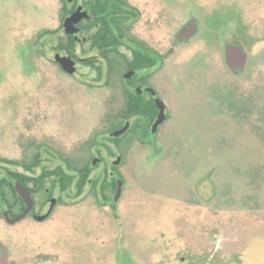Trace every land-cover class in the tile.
<instances>
[{
	"label": "rangeland",
	"instance_id": "374dc122",
	"mask_svg": "<svg viewBox=\"0 0 264 264\" xmlns=\"http://www.w3.org/2000/svg\"><path fill=\"white\" fill-rule=\"evenodd\" d=\"M173 2L180 12L166 13L167 47L189 12L198 25L191 44L166 64V102L174 113L160 131L180 144L144 146L131 130L117 146L100 135L123 156L117 213L99 206L94 215L73 185L64 193L54 188L62 202L54 219L40 225L48 242H14L5 228L7 264H264V0ZM60 6V0H0V143L13 156L19 145L30 150L31 140L38 171L63 166L62 157L85 162L86 141L108 127L106 115L124 101L118 76L106 83L83 64L70 75L54 63L55 36L39 34L57 29ZM234 42L247 51L250 67L238 75L224 52ZM98 148L104 161L91 178L109 180L105 169L116 156ZM206 199H212L207 208Z\"/></svg>",
	"mask_w": 264,
	"mask_h": 264
},
{
	"label": "flooded vegetation",
	"instance_id": "af4514ba",
	"mask_svg": "<svg viewBox=\"0 0 264 264\" xmlns=\"http://www.w3.org/2000/svg\"><path fill=\"white\" fill-rule=\"evenodd\" d=\"M173 1L60 0L59 26L54 30L45 29L39 34L40 37L46 36V38L55 36L56 44L51 46L50 53L53 54L54 63L64 73L75 74L77 65L83 64L95 72V79H104V82H106L109 77V62H112V66L120 65L123 67L125 70L121 73L120 84L123 87V91L126 92V100L130 104L129 109L131 111L129 120L125 124L128 123L130 125L128 131L134 130L136 141L139 144L154 148L158 147L159 144L164 145L165 149L180 144V142L169 140L170 138L160 131L163 123L167 119L170 120L174 113L166 102V64L181 46L191 44L192 38L196 36L198 31L197 21L189 12L190 14L188 13L185 22L174 33V38H171L172 41L168 47L166 46V13L168 12L169 17L172 15L173 18H178L180 12V10H176L177 8L174 6ZM167 2L172 6L171 10L173 11H167ZM77 9L83 13L80 20L76 23L82 38L80 40H75L73 35L64 31V21ZM193 28L194 32L189 33ZM58 29L62 30V37L58 35ZM70 36L74 39L73 47H70ZM77 43L81 47L82 57L76 53ZM204 43L206 46H211L210 40H206ZM227 44L242 46L238 42L225 43L224 52ZM242 49L247 53L243 46ZM36 50L40 53L45 52L44 48L38 46ZM56 54L71 57L75 62V72L68 73L64 71L60 64L55 61ZM248 65L247 54L243 67L233 69L228 67L238 75L250 70ZM255 69L256 67H254L253 71ZM126 73H129L128 77H125ZM112 75L117 76L116 73H111ZM123 99L125 100V97ZM160 101L164 102L166 119L153 130V124L160 112L157 102ZM107 117L109 118V123L104 131L116 124V112L107 114ZM111 118H114L113 121ZM114 130L106 132L104 138L113 137L110 133ZM99 137L100 135H98L99 144L94 147L95 150L99 145H104L111 156H116V158L121 156L122 162V154L115 155L116 153L113 149L105 142L100 141ZM26 145L31 147L30 150H27V148L22 150V145H19L13 156H11L9 149L7 150L5 145L0 143V242H3L2 240L6 236L5 228L13 230L14 242H48V230L40 228V225L42 224L43 226L54 219L53 214L56 206L62 202V197L55 194L54 188H58L60 193L66 191L61 189L58 181L56 186L53 187L54 176H42V170L38 171V166L35 163L37 155L36 150L32 149V146H34L33 142L29 140ZM97 155H99L97 158L100 159L97 162L99 164L104 161V158L100 157L101 151ZM94 157L96 156L93 155L91 159L93 160ZM68 160L67 157L62 158L64 162L63 168L67 174L69 172ZM115 160H112L110 170L108 168L105 169V176H109V180L100 181L99 177H97V181L93 182L96 178H91L90 174L88 183L83 186L82 190H76L75 192V195L79 196L84 204H87L88 209L92 210L94 215L99 213V206L112 210L114 214L117 213L115 205L122 196L121 189L120 197L115 199L117 182L121 180L123 184L124 176L118 169V165L121 162L114 165L113 161ZM96 165L92 166L95 168ZM113 179L115 185H112ZM48 181H51L50 186H47ZM16 185H20L25 189L30 196V200H25L23 191L16 189ZM87 185H91L93 190L86 191ZM97 187L99 188L97 189ZM108 190L112 194L109 195ZM101 197L104 198V204L100 202ZM196 197L195 200L202 199L197 193ZM87 198L93 200L94 206L88 204L91 202L86 201ZM53 200L54 205L50 208ZM191 200L193 201L194 199ZM211 200L208 201L206 199V208L208 205L211 206ZM27 209L28 211L24 214ZM41 216L44 217L40 219ZM4 254H6L5 264H7V249L0 243V260ZM127 255L128 252H126ZM129 258L130 256L128 255L127 260Z\"/></svg>",
	"mask_w": 264,
	"mask_h": 264
},
{
	"label": "trees",
	"instance_id": "16d2710c",
	"mask_svg": "<svg viewBox=\"0 0 264 264\" xmlns=\"http://www.w3.org/2000/svg\"><path fill=\"white\" fill-rule=\"evenodd\" d=\"M40 37V35H39ZM69 43H70V47H73L74 45V39L70 36L69 38ZM39 41V40H38ZM108 67L109 69V76H111V73H116L118 76V80L121 83V73L125 70L123 69V67H121L120 65L118 66H112V62H109ZM107 83V82H106ZM121 93L123 98L125 97V100L122 103V106H119L116 112V124L110 126L106 131H102V132H96L93 137H91L89 140L86 141L87 147L85 148L88 156L85 160V162H83L81 165L78 164L77 161H73V160H68V168H69V172L68 174L66 173V171L64 170L63 166L58 164L56 165L54 168L49 169L47 167H45L44 165H42V176H54L55 180H53L52 185L53 187L56 186V183L58 181V183L61 186L62 190H66L68 187H70L71 185H73L77 191L82 190L83 186L86 185L88 183V178L90 177V174L92 172V170L94 169V166H92L91 162H92V156L94 155L93 152L90 153V147H95L96 145L99 144V140H98V135H104L106 132H110L111 130L120 128L121 126H123L125 124V122L127 120H129V113L131 112L129 109V102L126 100V92L123 91V87H121ZM109 119V118H108ZM112 121L114 118H111ZM131 132V131H128ZM127 132V133H128ZM125 133V134H127ZM120 138L121 137H108V139H112L116 142V145L119 146L120 145ZM119 139V140H118ZM118 140V141H117ZM96 151L97 153H100V149L96 147ZM90 153V154H89ZM36 165L39 166L40 165V157H39V151H36ZM64 158V157H62ZM99 164H97L96 166H98ZM97 178L93 180V182H96ZM39 185H41L40 183H38ZM112 185H115V181L113 179L112 181Z\"/></svg>",
	"mask_w": 264,
	"mask_h": 264
},
{
	"label": "water",
	"instance_id": "95a60500",
	"mask_svg": "<svg viewBox=\"0 0 264 264\" xmlns=\"http://www.w3.org/2000/svg\"><path fill=\"white\" fill-rule=\"evenodd\" d=\"M69 1H71V0H69ZM82 14L83 13H81L79 11V9H77V11H75L69 18H67L64 21V31L66 33L73 35L75 40L82 39L80 36L79 30L76 27V23L80 20V18L82 17ZM192 32H194V28L189 31V33H192ZM246 58H247V53L242 49V46L234 45V44H227L225 46V59H226V62L230 68L233 69V68L243 67L245 64ZM55 61L60 64L61 68L64 71H66L68 73H74L75 72V69H76L75 62L71 57H69L67 55L56 54L55 55ZM128 76H129V73H126L125 77H128ZM157 104L160 107V112L158 114L157 119L155 120V122L153 124V130H155L156 127L166 119V115L164 112V109H165L164 102L160 101V102H157ZM129 128H130V125L127 123L123 127L112 131L110 133V135L113 137H118V136L126 133L129 130ZM99 160H100L99 158L94 157L92 160V165H96ZM120 162H121V156H117L116 160L113 161V164L117 165ZM16 189L23 191V196H24L26 201L30 200L29 194L25 191V189L23 187H21L20 185H16ZM121 189H122V181L120 180L117 182V190H116L115 199L120 197ZM53 205H54V200H53L50 208H52ZM27 211H28V209L24 212V214H26ZM43 217L44 216H41L40 219H42ZM5 263H6V254H4L0 260V264H5Z\"/></svg>",
	"mask_w": 264,
	"mask_h": 264
}]
</instances>
